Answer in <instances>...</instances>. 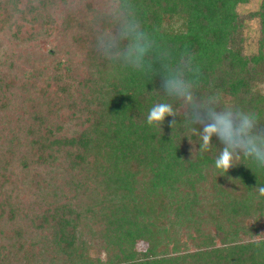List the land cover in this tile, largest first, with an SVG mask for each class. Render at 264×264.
<instances>
[{
	"label": "trees",
	"instance_id": "1",
	"mask_svg": "<svg viewBox=\"0 0 264 264\" xmlns=\"http://www.w3.org/2000/svg\"><path fill=\"white\" fill-rule=\"evenodd\" d=\"M124 2L0 0V264H264V168L242 154L214 167L223 145L200 151L157 56L138 72L97 52ZM127 2L170 66H195L197 101L264 128V0L247 16L252 55L238 12L250 0ZM158 102L176 115L161 129L146 122Z\"/></svg>",
	"mask_w": 264,
	"mask_h": 264
},
{
	"label": "clouds",
	"instance_id": "2",
	"mask_svg": "<svg viewBox=\"0 0 264 264\" xmlns=\"http://www.w3.org/2000/svg\"><path fill=\"white\" fill-rule=\"evenodd\" d=\"M114 14L119 18L117 31L97 36V52L105 59L117 61L138 72L149 71V57L157 56L165 71L161 88L167 96L183 101L190 109L185 126L201 125L200 151H208L214 138L223 145L214 160V167L227 173L234 166V159L242 154L257 167L264 168V128L257 126L255 115L240 109L217 110L216 96L197 101L193 95L195 81L189 76L197 69L190 60L182 58L174 67L170 66L169 54L158 51L154 38L141 28L134 8L127 0ZM175 116L170 103L158 102L149 108L146 122L161 129L166 118ZM175 126V120H170L169 127ZM255 190L264 196V185L259 184Z\"/></svg>",
	"mask_w": 264,
	"mask_h": 264
},
{
	"label": "rangeland",
	"instance_id": "3",
	"mask_svg": "<svg viewBox=\"0 0 264 264\" xmlns=\"http://www.w3.org/2000/svg\"><path fill=\"white\" fill-rule=\"evenodd\" d=\"M261 0H250L248 4H244L238 7V12L240 13L241 17L246 20V27H245V54L252 55L258 52L259 43H260V26L257 20H250L247 19V16L251 13L258 11L260 8ZM207 200L210 198L207 197ZM226 228V227H225ZM255 233H257V238L261 239L264 238V220H261L255 224ZM209 231L213 235H216V227L210 226ZM227 229V228H226ZM219 243V242H218ZM220 244V243H219ZM195 247L190 246L191 251ZM146 249L145 244H140L138 246L139 251H144ZM95 255V254H94Z\"/></svg>",
	"mask_w": 264,
	"mask_h": 264
}]
</instances>
